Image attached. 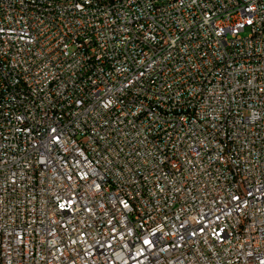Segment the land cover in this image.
<instances>
[{"label":"built area","instance_id":"1","mask_svg":"<svg viewBox=\"0 0 264 264\" xmlns=\"http://www.w3.org/2000/svg\"><path fill=\"white\" fill-rule=\"evenodd\" d=\"M0 264H264V0H0Z\"/></svg>","mask_w":264,"mask_h":264}]
</instances>
